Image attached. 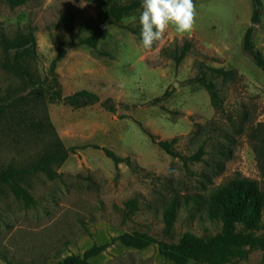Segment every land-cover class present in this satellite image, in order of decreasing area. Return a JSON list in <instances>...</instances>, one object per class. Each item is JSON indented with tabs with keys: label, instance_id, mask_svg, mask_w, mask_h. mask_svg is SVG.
Listing matches in <instances>:
<instances>
[{
	"label": "rangeland",
	"instance_id": "374dc122",
	"mask_svg": "<svg viewBox=\"0 0 264 264\" xmlns=\"http://www.w3.org/2000/svg\"><path fill=\"white\" fill-rule=\"evenodd\" d=\"M193 4V29L178 34L169 27L146 52L129 30L140 31L141 8L106 24L102 5L87 0L16 6L0 0V35L32 28L37 40V55L28 59L32 82L8 69L0 43V170L38 160L57 137L72 149L51 164L52 177L39 171L21 183L32 203L0 185V264H52L104 243L93 264H177L157 244L133 248L115 237L139 231L177 242L185 232L216 234L222 221L210 218L203 202L216 187L241 175L264 191V71L242 47L252 0ZM93 33L96 48L71 46ZM186 40L193 47L177 65L175 49ZM253 42L264 54V8ZM59 51L63 56L51 70ZM201 64L230 71L216 80L220 108L192 80ZM82 89L93 93V104L75 107L64 99ZM47 120L54 132L31 127ZM103 148L123 160L114 163ZM176 196L177 217L167 231L164 211ZM258 232L264 233V208ZM261 258L250 249L225 264H264Z\"/></svg>",
	"mask_w": 264,
	"mask_h": 264
},
{
	"label": "trees",
	"instance_id": "16d2710c",
	"mask_svg": "<svg viewBox=\"0 0 264 264\" xmlns=\"http://www.w3.org/2000/svg\"><path fill=\"white\" fill-rule=\"evenodd\" d=\"M10 5L16 6L28 0H6ZM100 4L103 7V21L106 24H119L120 20L141 8V0H130L125 4L119 0H87ZM252 14L250 25L246 28L243 37V50L250 53L254 62L264 71V54L255 48L253 42L254 31L260 24L263 13L262 0H252ZM62 23L70 33H73V26H69L65 17L61 18ZM136 36H139L138 29L129 28ZM97 33H93L78 41L72 42V47L88 45L92 48L97 47ZM2 49L8 58V69L23 79L33 81V72L30 68L28 59L37 55V40L32 28L27 31H17L15 35L8 36L4 32L0 35ZM193 42L186 40L180 47L175 49L174 60L177 65L192 49ZM63 51H59L53 60L51 70L55 69L56 62L63 56ZM201 71L192 79L201 84L209 92L210 100L215 108H220L223 98L217 88L216 80L219 78L227 79L230 71L222 67H212L201 64ZM60 98V93H57ZM162 97H156L154 102H159ZM64 99L75 107H82L95 102L92 92L82 89L70 94ZM31 127L40 130L54 132L52 123L47 120L32 121ZM147 134L155 141V136L147 131ZM158 145L169 153L177 154L165 140L158 141ZM108 157L114 163H119L123 159L113 151L103 148ZM72 151L63 145L57 137L51 141L44 149L38 160L24 166L10 164L0 170V185H7L14 194L24 199L27 203H32L33 198L28 189L21 183L30 174L39 171L46 172L49 176L54 175L51 166L54 162L63 161L68 153ZM207 213L210 218H218L222 221L220 232L212 235H197L192 232H185L177 242H169L146 233V232H124L115 239L120 240L127 247L145 248L151 244H157L159 252L169 260L177 264H186L194 261L195 264H225L236 259L244 258L250 249H258L262 253L264 263V233L258 231L262 227V215L264 208V191L258 182L250 177L237 175L227 183L216 187L206 198L203 199ZM180 199L173 197L169 206L164 211L166 230L170 231L177 217V208ZM108 243L94 244L82 254H70L65 258L52 264H93L91 258L100 254Z\"/></svg>",
	"mask_w": 264,
	"mask_h": 264
},
{
	"label": "clouds",
	"instance_id": "9594fccd",
	"mask_svg": "<svg viewBox=\"0 0 264 264\" xmlns=\"http://www.w3.org/2000/svg\"><path fill=\"white\" fill-rule=\"evenodd\" d=\"M195 15L193 0H141L138 22L143 50L151 51L169 27L178 34L190 32Z\"/></svg>",
	"mask_w": 264,
	"mask_h": 264
}]
</instances>
